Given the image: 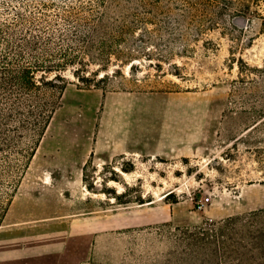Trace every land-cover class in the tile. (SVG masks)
Masks as SVG:
<instances>
[{
  "label": "rangeland",
  "instance_id": "1",
  "mask_svg": "<svg viewBox=\"0 0 264 264\" xmlns=\"http://www.w3.org/2000/svg\"><path fill=\"white\" fill-rule=\"evenodd\" d=\"M228 13L183 42L158 37V60L90 63L105 93L65 73L0 264H264V0Z\"/></svg>",
  "mask_w": 264,
  "mask_h": 264
},
{
  "label": "trees",
  "instance_id": "2",
  "mask_svg": "<svg viewBox=\"0 0 264 264\" xmlns=\"http://www.w3.org/2000/svg\"><path fill=\"white\" fill-rule=\"evenodd\" d=\"M261 0H9L0 13V227L20 180L71 81L106 92L111 60L131 68L139 54L156 55L158 37L174 44L201 35L232 8L245 13ZM183 48V44L179 45ZM154 48V50H151ZM156 51V52H155ZM158 67V63H156ZM142 203V202H140ZM189 237L214 243L193 227Z\"/></svg>",
  "mask_w": 264,
  "mask_h": 264
},
{
  "label": "built area",
  "instance_id": "3",
  "mask_svg": "<svg viewBox=\"0 0 264 264\" xmlns=\"http://www.w3.org/2000/svg\"><path fill=\"white\" fill-rule=\"evenodd\" d=\"M209 202V197L206 196L204 199L198 201V207L203 208Z\"/></svg>",
  "mask_w": 264,
  "mask_h": 264
},
{
  "label": "bare ground",
  "instance_id": "4",
  "mask_svg": "<svg viewBox=\"0 0 264 264\" xmlns=\"http://www.w3.org/2000/svg\"><path fill=\"white\" fill-rule=\"evenodd\" d=\"M164 197V196H163Z\"/></svg>",
  "mask_w": 264,
  "mask_h": 264
}]
</instances>
